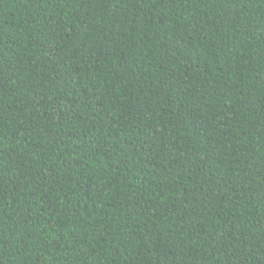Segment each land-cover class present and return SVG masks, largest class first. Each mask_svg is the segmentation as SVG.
Returning a JSON list of instances; mask_svg holds the SVG:
<instances>
[{"label": "trees", "instance_id": "1", "mask_svg": "<svg viewBox=\"0 0 264 264\" xmlns=\"http://www.w3.org/2000/svg\"><path fill=\"white\" fill-rule=\"evenodd\" d=\"M0 264H264V0H0Z\"/></svg>", "mask_w": 264, "mask_h": 264}]
</instances>
